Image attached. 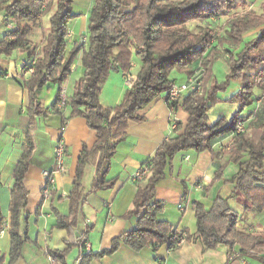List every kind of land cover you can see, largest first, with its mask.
<instances>
[{"label":"trees","instance_id":"16d2710c","mask_svg":"<svg viewBox=\"0 0 264 264\" xmlns=\"http://www.w3.org/2000/svg\"><path fill=\"white\" fill-rule=\"evenodd\" d=\"M72 3L73 0H0L1 22L14 23L0 38V55L9 56L15 50L24 52L27 57L22 65L24 71L28 62H33L31 74L22 81L28 90L26 111L31 118L30 127L33 128L35 117L57 113L61 115V127L67 120L80 116L96 131L94 143L90 147L83 143L78 156L68 194L69 213L63 215L53 210L54 226L68 228L77 224L86 194L82 179L87 164L95 165L90 192L114 186L118 176L107 179L106 174L117 144L126 138L130 121L145 120L142 109L159 96H167L176 82L170 76L173 70L188 76L199 61L207 74L199 92L184 93L173 102L166 98L170 110L181 108L187 117L183 125L177 122L171 134L141 165L147 166L148 172L141 177L144 182L137 183L134 208L126 212V216L136 217L135 226L114 236L109 246L99 251L83 248L78 264H90L93 259L112 254L121 244L135 251L148 247L157 252L164 244L167 250L174 249L182 236L191 238L186 230L180 231L158 217L164 203L155 197V186L165 177L166 168L177 152L209 151L216 164L212 182L220 180L226 163H216V160L227 155V160L236 163L238 170L224 182L234 183L233 194L242 197L244 211L264 212V1L260 13L252 9L242 14L233 13L224 32L218 34L208 24L209 19L246 6L245 0H93L88 14L86 46L76 40L69 48V23L80 14L73 12ZM51 7L43 55L39 57L27 37L30 30L27 22L34 20L40 24ZM203 20L205 24H199L197 30L189 27L190 22ZM251 30L256 34L243 42L244 34ZM224 46L228 47L225 48L228 70L225 79L218 82L212 66ZM77 56H80L83 72L66 100L70 111L64 116L58 107L60 89L48 107L39 103L35 90L47 82L60 86L71 73ZM132 57L139 61L133 83L126 87L115 105L102 104L99 96L111 71L131 70ZM232 82H237L238 86L223 100L237 104L238 109L228 122L221 116L209 123V109L222 100L219 92H226ZM257 92L261 95L259 108L243 113L256 100ZM241 123L243 129L237 131ZM228 134H232L230 146L214 151L213 143ZM31 155L32 142L28 141L13 170L9 263L19 256L22 244L28 241L24 212L27 189L23 180ZM192 208L195 233L204 248L224 245L231 259L246 256L264 264V235L239 227V214L231 208L227 198L216 196L208 208L194 200ZM89 229L87 225L83 233L87 234ZM80 244L83 247L82 239ZM66 251L50 252L56 260L63 261Z\"/></svg>","mask_w":264,"mask_h":264},{"label":"crops","instance_id":"0c3cea01","mask_svg":"<svg viewBox=\"0 0 264 264\" xmlns=\"http://www.w3.org/2000/svg\"><path fill=\"white\" fill-rule=\"evenodd\" d=\"M1 24L0 14V38L5 33V29L7 30L6 27L2 29ZM255 34L256 31L251 30L244 35L253 37ZM73 36L72 44L78 40V38L75 39V33ZM12 53L16 54L15 58L0 56V264H53L47 259L45 250L50 252L64 249L67 251L63 261L56 260L54 264H78L84 248L80 244V239L85 242L89 250L99 251L109 246L114 236L135 226L136 217L126 216V212L134 208L133 199L137 183H143L144 179L139 178L140 180L137 181L134 174L171 134V114L173 113L177 122L182 125L186 121L187 114L181 108L178 111L170 110L166 104V95L159 96L142 109L145 120L128 123L126 138L117 144L115 153L110 158L106 178L118 176L114 186L90 192L95 165L87 164L82 179L86 194L77 224L68 228L54 226L56 216L53 210L63 215L69 213L68 194L72 188L78 156L83 143L89 147L94 143L96 131L89 128L85 119L80 116L67 120L61 127V115L57 113L35 117L32 119L33 128H31V118L26 111L29 101L28 90L22 85V81L30 75V71L22 70L27 57L19 50ZM134 59L135 62H133ZM79 62L78 60L71 67V73L74 69L77 73L73 80L70 81V76H67L60 86L47 82L35 90L37 100L43 107L51 105L57 91L64 88L68 79L72 86L70 89L68 86L66 88V99L71 95L75 81L82 76L83 72V66L79 65ZM132 62L139 68L137 58L132 57ZM113 71L117 72L119 77H112ZM113 71L104 87V90L107 88L109 94L111 93V98L104 102L107 106L115 105L126 89L122 82L121 71ZM132 71L134 72L133 69ZM256 96L253 104L244 109L245 112L259 108L261 95L257 92ZM58 107L60 111H63L62 115L69 114L68 105L59 104ZM208 122L211 123L209 119ZM59 140L66 147L65 170L56 175L54 190L49 195H45L42 191L43 172L53 166V149ZM231 140L232 134H228L217 139L212 148L214 151H219L224 146H229ZM28 141L32 142V155L23 180L27 189L24 212L27 214L28 241L22 244L19 256L9 263L11 245L9 203L14 181L13 170ZM181 152L185 153L178 157L180 166L176 173L178 183L175 184L178 188L174 185L181 198L178 199L179 201L175 200L172 209H168L164 192L157 193L159 187H164L161 183L164 179L156 183L155 197L164 201V208L158 217L169 221L180 231L186 230L189 235H192L191 238H183L172 250H167L164 244L158 248L157 252L148 247L135 251L121 244L112 254L93 259L90 264H261L246 256L231 259L224 245L204 248L195 233L196 219L192 202L200 201L208 208L216 196H221L227 198L231 208L239 214V227L264 235V212L244 211L243 199L238 194H233L234 183L224 182L237 172V164L228 161L227 155L221 160H216V163L225 161L226 163L220 180L212 182L216 164L209 151ZM191 158L193 160L190 163L186 162ZM167 171L172 175V160L166 168V173ZM87 225L90 229L87 234H84L83 231Z\"/></svg>","mask_w":264,"mask_h":264},{"label":"rangeland","instance_id":"374dc122","mask_svg":"<svg viewBox=\"0 0 264 264\" xmlns=\"http://www.w3.org/2000/svg\"><path fill=\"white\" fill-rule=\"evenodd\" d=\"M247 5L246 6H240L238 7L237 9H234L231 13H228L227 15H218V16H214V17H211L208 22L209 25L212 26V28L218 33V34H222L224 32V30L226 29L227 27V21L229 19V17L233 14V13H236V14H242V13H245L246 11H249L250 9L254 10L255 12L257 13H260L261 12V4L264 0H245ZM93 4V0H73V3H72V6H73V12L74 13H80L78 16H76L75 18H72L71 21H70V28H69V31H68V43H67V46H71L72 45V41H73V34L75 33V39L78 38L79 41H81L85 46L87 44V38H88V29H87V24H88V14H89V10L91 8ZM53 10V7L50 8V10L45 14L43 15L42 17V20H41V23L38 24L36 23L34 20H28V24L30 26V30H29V34H28V39L30 40V44L31 46H35V52H36V56H39L41 57L43 55V51H42V47L45 43V35L48 31V25H49V22H48V17L49 15L51 14ZM1 14V13H0ZM3 16L1 14V20H2ZM10 21H5L2 22L1 24V28H11L12 27V24H9ZM199 24H205V21H201V22H197V21H192L189 23V27L192 29V30H197V28L199 27ZM14 25V23H13ZM6 30V29H5ZM71 30V31H70ZM73 31V33H72ZM252 37H249V36H246L245 35L243 36V42L251 39ZM243 43L240 44V46H242ZM225 48L227 49L228 47L224 46L222 48V50L220 51V53L218 54V57L217 59L215 60V62L213 63V66H212V70H213V74L215 75V78L218 82H222L224 79H225V74L228 70V67H227V64H226V58H227V55H226V50ZM14 52V51H13ZM2 56V55H0ZM5 56V55H4ZM16 54L15 53H11L9 55V57H12V58H15ZM80 61V57L77 56L73 62V64L75 65L77 61ZM133 62H135V59L133 60ZM132 62V63H133ZM32 61L29 63L28 62V66L26 68V70L28 68H30V70L28 69V71H30V74L32 72ZM72 64V65H73ZM79 65L80 62L78 63ZM201 64V63H200ZM202 67V76H201V85H200V88L198 91L196 92H199L201 90V86H202V82H203V77H204V74H206V70L205 68L201 65ZM137 68L138 66L135 64L132 65V68H131V72L134 73L137 71ZM132 69L134 70V72L132 71ZM25 70V71H26ZM135 74V73H134ZM77 75V73L75 72V69L73 71V73H70L68 76H70V81L74 79V77ZM112 77H119L118 76V73L117 72H112ZM207 75V74H206ZM171 78H175L176 82L179 83L181 82L182 80L184 81L186 79V74L185 73H182V72H178L176 70H173L170 74ZM69 79L68 81H66L65 83V86L63 88L64 90V93H66V88L68 86V88L70 89L71 86H72V83L69 82ZM123 85L125 86L126 88V85L124 84V79H123ZM105 84L106 82L104 83V86L102 88V91H101V94L99 96V99L101 101L102 104L104 105H107L106 103V100H109L111 98V93L109 94L108 92V89L106 88L104 90V87H105ZM238 86V83L237 82H232L231 85L229 86V88L227 89L226 92H219L218 96L220 98H222L221 101L219 102H216L215 104H213L211 106V108L209 109L208 111V119L210 120V122L212 123L213 121L217 120L219 117L223 116L225 117V119L227 120V122L231 119L232 115L234 114V112L238 109V106L237 104H233V103H229L228 101H224L223 99H226V97H228L230 94H232L236 88ZM61 90L60 89V98H61ZM108 96H105L107 95ZM104 99V101H102ZM68 99V98H67ZM111 104H115L113 102H109ZM111 104H108V105H111ZM178 111V109H177ZM245 113V111L243 112ZM230 146V144H229ZM229 146H224L223 148H228ZM188 151V150H187ZM182 153H185V152H177L173 159H172V167H173V173H171L172 175L168 174V171L165 175V177L163 178L164 181L161 182L162 185L164 187L162 188H158L157 190V193L160 194L164 192V196H166V206L168 207V209H172V204L176 201H179L178 199H180L181 197L178 196L179 191L176 190L178 188L177 184L178 183V180L177 179V170L179 168V159L178 157H180L182 155ZM189 153H192L191 151H189ZM193 160V158L190 159V161H186V162H191ZM185 166V165H184ZM188 166V165H186ZM174 185L177 187L175 188ZM168 189V190H165L164 189ZM191 188V187H190ZM239 195V194H238ZM241 197V196H240ZM242 198V197H241ZM176 200V201H175ZM164 202V201H163Z\"/></svg>","mask_w":264,"mask_h":264},{"label":"built area","instance_id":"2783aa9c","mask_svg":"<svg viewBox=\"0 0 264 264\" xmlns=\"http://www.w3.org/2000/svg\"><path fill=\"white\" fill-rule=\"evenodd\" d=\"M9 24L13 23L10 22ZM11 27V28H12ZM131 61V65H133ZM30 70V68H29ZM202 67L200 62L198 61L197 66L193 69V72L186 77V79L182 82H175L173 86L170 88L167 94V98L169 101H177L184 93L190 92V91H198L201 85V76H202ZM122 77L124 79V84L126 87L131 86L135 79V74L131 72V70L128 71H121ZM66 96L64 93V90H61V98H60V105H64L66 103ZM171 130H173L176 127L177 124V119L175 115L172 113L171 114ZM243 129V124H239L237 126V131H241ZM65 153H66V147L65 144L59 140L57 141L54 149H53V157H54V164L53 166L45 170L43 172V177H44V184L42 191L45 195H49L52 190H54V184H55V178L58 173H61L65 170ZM148 172V167L143 165L141 166L136 173L134 174V177L136 179H139L143 177L146 173ZM180 206V205H179ZM184 238L180 239V241ZM180 241L176 242V246L179 245ZM83 247L89 251V249L86 247L85 242L83 241ZM46 257L51 263H56V259L54 256L47 250H45Z\"/></svg>","mask_w":264,"mask_h":264}]
</instances>
